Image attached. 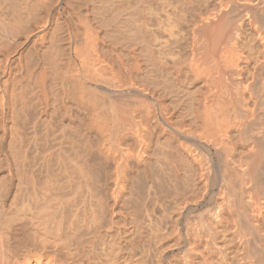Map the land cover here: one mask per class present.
<instances>
[{
	"label": "bare ground",
	"instance_id": "6f19581e",
	"mask_svg": "<svg viewBox=\"0 0 264 264\" xmlns=\"http://www.w3.org/2000/svg\"><path fill=\"white\" fill-rule=\"evenodd\" d=\"M0 264H264V0H0Z\"/></svg>",
	"mask_w": 264,
	"mask_h": 264
}]
</instances>
